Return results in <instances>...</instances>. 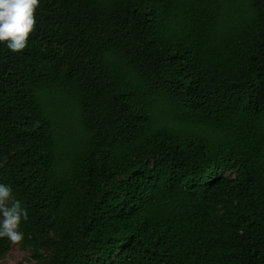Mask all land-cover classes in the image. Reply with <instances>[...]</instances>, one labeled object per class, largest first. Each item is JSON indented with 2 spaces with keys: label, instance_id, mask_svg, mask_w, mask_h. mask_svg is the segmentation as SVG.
Segmentation results:
<instances>
[{
  "label": "trees",
  "instance_id": "obj_1",
  "mask_svg": "<svg viewBox=\"0 0 264 264\" xmlns=\"http://www.w3.org/2000/svg\"><path fill=\"white\" fill-rule=\"evenodd\" d=\"M34 18L25 49L0 43L19 248L35 264H264V0H39Z\"/></svg>",
  "mask_w": 264,
  "mask_h": 264
},
{
  "label": "clouds",
  "instance_id": "obj_2",
  "mask_svg": "<svg viewBox=\"0 0 264 264\" xmlns=\"http://www.w3.org/2000/svg\"><path fill=\"white\" fill-rule=\"evenodd\" d=\"M38 4L39 0H0V43L10 51L25 49L34 28ZM27 216L26 208L12 198L10 185L0 183V238L19 244L23 240L20 224Z\"/></svg>",
  "mask_w": 264,
  "mask_h": 264
},
{
  "label": "rangeland",
  "instance_id": "obj_3",
  "mask_svg": "<svg viewBox=\"0 0 264 264\" xmlns=\"http://www.w3.org/2000/svg\"><path fill=\"white\" fill-rule=\"evenodd\" d=\"M0 262L16 263L23 262L26 264H35L34 259L31 257L30 251L22 250L17 244L12 243L10 250L6 255L0 259Z\"/></svg>",
  "mask_w": 264,
  "mask_h": 264
}]
</instances>
